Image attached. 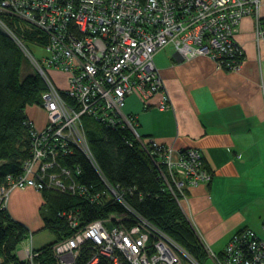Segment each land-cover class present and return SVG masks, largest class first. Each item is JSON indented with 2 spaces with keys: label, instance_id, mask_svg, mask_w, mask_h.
Here are the masks:
<instances>
[{
  "label": "built area",
  "instance_id": "2783aa9c",
  "mask_svg": "<svg viewBox=\"0 0 264 264\" xmlns=\"http://www.w3.org/2000/svg\"><path fill=\"white\" fill-rule=\"evenodd\" d=\"M261 5L262 0H0V26L46 82L41 106L47 113L41 129L27 121L31 156L18 176L8 174V184H0V208L7 207L14 187L79 196L102 207L112 202L123 206V212L112 210L91 220L73 207L60 209L69 232L52 246L56 264H206L137 212L106 178L92 154L85 117L129 128L152 155L163 189L183 211L189 188L210 182L213 171L196 148L176 151L143 137L136 117L124 110L126 100L134 93L146 100L161 93L159 108L172 107L155 62L156 53L166 47L185 59L208 55L219 67L239 70L245 52L235 35L247 15L255 17V39L264 59ZM26 29L41 35L32 42L46 49L42 57L27 46ZM49 67L68 72L63 88ZM74 149L90 160L99 182L81 181L82 167L65 162ZM201 242L214 264H264V236L251 228L234 233L222 253ZM40 253L31 237L19 257L37 264Z\"/></svg>",
  "mask_w": 264,
  "mask_h": 264
},
{
  "label": "crops",
  "instance_id": "0c3cea01",
  "mask_svg": "<svg viewBox=\"0 0 264 264\" xmlns=\"http://www.w3.org/2000/svg\"><path fill=\"white\" fill-rule=\"evenodd\" d=\"M260 13L264 20V0ZM235 38L245 52L237 71L219 67L208 55L185 59L171 47L160 50L155 62L172 107L159 108L161 93L149 100L134 93L124 108L136 117L143 137L172 145L176 151L192 147L202 153L213 178L190 187L182 207L200 242L217 253L243 228L264 236V59L255 40L254 16L242 19ZM32 108L26 114L41 129L47 118ZM28 196L34 198L33 205L35 199L42 200L37 189L17 187L7 209L33 232L44 220L23 215L22 208L30 205ZM209 259L205 263L214 264Z\"/></svg>",
  "mask_w": 264,
  "mask_h": 264
},
{
  "label": "trees",
  "instance_id": "16d2710c",
  "mask_svg": "<svg viewBox=\"0 0 264 264\" xmlns=\"http://www.w3.org/2000/svg\"><path fill=\"white\" fill-rule=\"evenodd\" d=\"M24 33L28 47L29 43H33V37L41 36L27 29ZM45 89L44 78L25 51L0 26V184H8V174L18 176L22 172L23 162L31 156V133L27 123L30 119L26 108L32 104L42 105ZM85 127L99 168L112 184L120 187L128 203L192 255L204 261L206 251L203 245L178 202L163 189V181L152 155L140 146L132 131L121 125L100 123L90 116L85 117ZM65 162L82 167L81 181L87 184L100 181L95 167L78 149L69 153ZM43 194L50 214L44 216L42 228L52 231L55 239L36 248L41 251L36 258L37 264H56L52 246L69 232L66 221L58 215L60 209L73 207L80 210L85 220L100 217L112 210L124 211L117 202L102 207L79 196L55 191H43ZM30 232L27 225L12 217L7 207L0 208V264H30L21 259L17 252L19 244L29 237Z\"/></svg>",
  "mask_w": 264,
  "mask_h": 264
},
{
  "label": "rangeland",
  "instance_id": "374dc122",
  "mask_svg": "<svg viewBox=\"0 0 264 264\" xmlns=\"http://www.w3.org/2000/svg\"><path fill=\"white\" fill-rule=\"evenodd\" d=\"M256 35V34H255ZM256 40V39H255ZM257 44V43H256ZM29 47L31 52L34 54V56L36 58H40L43 55L46 54V49L43 46L34 44V43H29ZM28 56V55H27ZM29 57V56H28ZM30 59V57H29ZM31 60V59H30ZM32 62V61H31ZM33 64V63H32ZM34 65V64H33ZM35 67V66H34ZM49 72L50 74L53 76L55 82H59L62 85H66L67 83V77H68V72L65 70H61L55 67H49ZM57 80V81H56ZM30 107H34L32 108V110H34L35 112H37V114L43 119L45 120L47 118V115L45 113V111L43 110L42 106L39 104H32V105H28V107L26 108L29 109ZM203 183V182H202ZM17 188V187H14ZM12 188V190L14 189ZM34 188V187H33ZM36 189V188H35ZM11 190V191H12ZM10 191V193H11ZM40 191V193L42 194V200L40 201L39 198H37V200L35 199L37 204L33 205L34 202V198L32 196H28L29 200H30V205H28L27 207L22 208V212L23 215L25 217L31 218V216L34 219H39L40 221L43 220L45 215H49L50 214V207L49 204H47V199L45 198V196L43 195V191L42 190H38ZM41 197V195H40ZM9 199H10V195H9ZM9 201V200H8ZM40 204V205H39ZM8 205V204H7ZM22 222V221H21ZM23 223V222H22ZM33 234H31L30 237L25 238L20 244H19V249L21 248H25L27 246V244H30L31 241V237H32V242L34 247L36 248H40L42 247L44 244L51 242L55 239V234L50 231L49 229H44L42 228V225H40L36 230H34L32 232ZM207 257V255H206ZM206 259H209L206 258ZM205 259V260H206ZM201 262V259H199ZM211 260V259H209ZM212 261V260H211ZM213 262V261H212Z\"/></svg>",
  "mask_w": 264,
  "mask_h": 264
}]
</instances>
